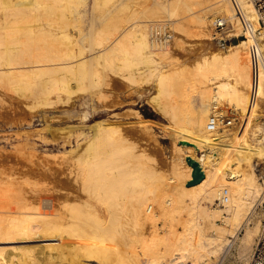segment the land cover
<instances>
[{
	"label": "bare ground",
	"instance_id": "obj_1",
	"mask_svg": "<svg viewBox=\"0 0 264 264\" xmlns=\"http://www.w3.org/2000/svg\"><path fill=\"white\" fill-rule=\"evenodd\" d=\"M86 2L0 0V86L32 98L30 108L50 110L77 93L89 100L107 85V71L141 89L153 85L150 102L177 128L176 139L191 143L186 151L176 145L184 159L194 149L210 150L207 156H190L205 178L184 186L192 178L190 165L166 175L159 162L127 139L121 125L100 120L76 138L78 145L86 143L69 173L81 199L58 204L51 197L46 206L35 197L37 191L31 196L29 190L28 197L13 183L0 187V264H71L75 259L85 264H219L233 250L249 264L263 217L258 211L263 183L242 157V144L231 141V127L219 123L209 130L208 121L228 108L259 120L264 40L245 31L238 12L255 19L253 4L93 0V20L100 25L92 22L83 35L79 11ZM212 12L232 20L226 35H214ZM156 21H168L175 40L186 35L207 42L192 70L178 62L171 44L156 46L151 32ZM103 93L95 94L97 102ZM255 157L263 160L264 151ZM225 190L227 200L222 199Z\"/></svg>",
	"mask_w": 264,
	"mask_h": 264
},
{
	"label": "rangeland",
	"instance_id": "obj_2",
	"mask_svg": "<svg viewBox=\"0 0 264 264\" xmlns=\"http://www.w3.org/2000/svg\"><path fill=\"white\" fill-rule=\"evenodd\" d=\"M92 1L87 0L79 11L82 16L83 35L88 32L92 22L96 28L100 25L97 18L95 21L93 20L90 9ZM212 13L209 15L210 21L217 16H223L220 13ZM81 35L82 33L79 38ZM179 36L178 40L173 38L171 46L174 48L178 62L185 64L187 68L190 66L189 69L192 70L196 57L205 50L207 42L189 38L186 35ZM106 80L107 85L104 84L98 90L102 93L105 91L104 99L100 102H97L95 97L98 91L93 92L89 100L87 96L77 93L74 94L76 96L73 95L72 101L64 102V104L57 103L54 105L56 108L53 109V106V108H49L50 110L30 108L29 104L32 102V98L27 99L19 96L6 85L0 86V187L7 183H13L19 193L21 190L22 195L25 192V196L31 197L37 193L35 197L39 195L38 199L46 206L52 204L51 197L55 198L58 204H61L65 199L70 200L74 197L81 199L82 193L73 179V175L69 173L75 155L82 150L86 143L80 141L81 144L78 145L76 138L80 132L91 130L92 126L100 120L121 125L127 139L132 144H137L138 148L143 149L146 157L150 156V159L157 161L156 163L159 162V166H157L164 174L170 176L174 167L184 170L182 168L188 164L187 156L184 159L185 152L183 150L186 151V147L191 143L187 145L182 142L189 141L177 140L175 137L177 128L149 101L153 85L143 87V89L135 87L121 75L112 71L106 72ZM242 86L244 87V85ZM257 103V107L261 108H257L260 113L258 121L253 118L254 120H250L252 123L249 127H240L241 123L234 121L230 129L232 142L247 145L248 150H245L242 144L241 155L245 153L244 150L251 151L252 154H255L256 151H264V141L262 140L264 124H258L264 122V99H259ZM231 112L235 117H238V122L242 119V116L232 108L225 110V114ZM254 125L257 129L253 135V145L248 131ZM177 144L183 150L179 149ZM209 151L208 148L200 151L194 149L192 155L189 156L199 158L202 155L201 152H205L207 156ZM225 151L226 147L222 149V152ZM245 155L247 156V153ZM255 160V165L258 164L256 173L261 177L264 173V159L255 158ZM186 182H184V186H186ZM16 184L17 186H15ZM176 185L173 183L171 186L173 191L177 188ZM29 190L32 193L31 196H29ZM47 196L49 200L44 199ZM258 211L261 212V210ZM182 216L185 218L186 213ZM218 223L222 224V221H218ZM178 227H181L180 224ZM146 232L149 234L150 230L147 228ZM78 263L85 264L80 259L78 261L75 259L71 264ZM219 264L246 263L239 259L233 250L228 251V255L224 256Z\"/></svg>",
	"mask_w": 264,
	"mask_h": 264
},
{
	"label": "built area",
	"instance_id": "obj_3",
	"mask_svg": "<svg viewBox=\"0 0 264 264\" xmlns=\"http://www.w3.org/2000/svg\"><path fill=\"white\" fill-rule=\"evenodd\" d=\"M253 4L256 18L248 19L242 13L241 9L238 8L239 14L244 19L245 31H248L255 38H261L264 40V0H250ZM213 33L216 37L224 36L233 28V22L230 19H225L223 16H217L213 22ZM152 40L157 47L170 46L173 40V34L171 31L170 24L168 21H156L151 25ZM235 115L231 112L224 116H219L212 113L208 121V129L214 130L219 123L223 125L231 126ZM263 183L262 197L258 203V207L261 210L263 217L261 221L260 232L256 238V242L252 249L249 264H264V173L260 177ZM226 190L222 195V199L227 200ZM217 203H221L218 199Z\"/></svg>",
	"mask_w": 264,
	"mask_h": 264
},
{
	"label": "crops",
	"instance_id": "obj_4",
	"mask_svg": "<svg viewBox=\"0 0 264 264\" xmlns=\"http://www.w3.org/2000/svg\"><path fill=\"white\" fill-rule=\"evenodd\" d=\"M150 101V100H149ZM238 120V117H236V118H234V121L235 122H237V123H241L240 124V127L242 126V127H249V126H251V121H252V118H248V117H245V118H243L242 117V119H240V121L238 122L237 121ZM251 120V121H250ZM254 120V119H253ZM258 121V120H257ZM260 123H263L264 124V122L262 121V122H259L258 124H260ZM257 124V125H258ZM232 126H233V124L230 126L231 128H232ZM256 125H254V126H252L251 128H250V131H248V134H250V140L253 142L252 144L254 145V141H253V135H254V133H255V131H256V127H255ZM243 135H245V134H243ZM243 144V148H245V150H248V148H247V145L246 144H244V143H242ZM244 150V152L245 153H243V155H242V157L244 158H246L247 160L245 161L246 162V164H253L254 165V167H255V172H256V166H258V164H256L255 165V162H256V160H255V154H252L251 153V151H249V152H247V151H245ZM247 153V156L245 155ZM249 156H251L250 157V159H249ZM244 158V159H245ZM257 174V173H256ZM258 175V174H257ZM259 177V176H258Z\"/></svg>",
	"mask_w": 264,
	"mask_h": 264
},
{
	"label": "water",
	"instance_id": "obj_5",
	"mask_svg": "<svg viewBox=\"0 0 264 264\" xmlns=\"http://www.w3.org/2000/svg\"><path fill=\"white\" fill-rule=\"evenodd\" d=\"M183 144H189L188 142H182ZM186 162L193 168L192 171V178L186 182V186L190 187L200 183L205 178V173L200 165V163L193 159L192 157L188 156L186 158Z\"/></svg>",
	"mask_w": 264,
	"mask_h": 264
}]
</instances>
